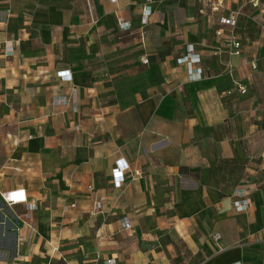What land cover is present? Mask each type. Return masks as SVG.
<instances>
[{
    "label": "crops",
    "instance_id": "0c3cea01",
    "mask_svg": "<svg viewBox=\"0 0 264 264\" xmlns=\"http://www.w3.org/2000/svg\"><path fill=\"white\" fill-rule=\"evenodd\" d=\"M252 2L214 14L198 0H0V264H264V0ZM236 10L230 56L218 19ZM187 45L199 81L178 63ZM16 190L36 209L2 202Z\"/></svg>",
    "mask_w": 264,
    "mask_h": 264
},
{
    "label": "built area",
    "instance_id": "2783aa9c",
    "mask_svg": "<svg viewBox=\"0 0 264 264\" xmlns=\"http://www.w3.org/2000/svg\"><path fill=\"white\" fill-rule=\"evenodd\" d=\"M198 3L201 6L202 12H210V13H219L220 11L225 9V0H198ZM252 5L256 7L258 5V0H253ZM146 13V14H145ZM150 15L149 10L144 11V17ZM241 16L240 11H230L227 16H221L218 19V24L220 26H225L229 28V35L226 40H224L223 45L227 50L230 56H240L241 54V44L236 35V28L238 27V21ZM216 36L222 35V30L218 29L215 32ZM8 52L11 49L7 50ZM143 63H147V60H142ZM178 63L184 65L185 73L188 81H199L203 77V71L197 65L200 64V57L198 54L194 53L193 46L187 45L184 51V54L178 59ZM64 73H58V77L60 79H65L63 76ZM233 88L236 89L240 94H244L246 91L240 85L239 82L233 81ZM231 91H228L227 94H231ZM73 101L75 100V94H72ZM74 107H75V101ZM76 130L78 127L75 128ZM126 170V165L121 164L118 167H115L116 173H122ZM234 197L236 198L234 202V207L238 212H244L248 209L250 205V200L248 198V192L244 189H236L233 193ZM2 202L6 205H16L17 204H24L26 212H31L36 209V205L38 201L36 199H32L31 201H27L24 191L16 190V191H9L1 194ZM74 207L73 205L70 208ZM101 208V203L98 201L94 205V211L99 212ZM122 225L125 228H129L130 223L126 219H122ZM104 264H113L110 260L105 261Z\"/></svg>",
    "mask_w": 264,
    "mask_h": 264
}]
</instances>
